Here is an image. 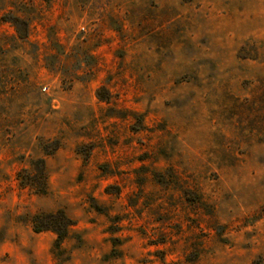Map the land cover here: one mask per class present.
Returning <instances> with one entry per match:
<instances>
[{
    "label": "rangeland",
    "instance_id": "rangeland-1",
    "mask_svg": "<svg viewBox=\"0 0 264 264\" xmlns=\"http://www.w3.org/2000/svg\"><path fill=\"white\" fill-rule=\"evenodd\" d=\"M0 264H264V0H0Z\"/></svg>",
    "mask_w": 264,
    "mask_h": 264
},
{
    "label": "trees",
    "instance_id": "trees-1",
    "mask_svg": "<svg viewBox=\"0 0 264 264\" xmlns=\"http://www.w3.org/2000/svg\"><path fill=\"white\" fill-rule=\"evenodd\" d=\"M5 22L11 24L16 32V38L26 40L29 35V26L18 17H10ZM59 149L57 145L52 150L43 148L45 156L52 155ZM19 184L23 188L32 190L35 194L45 195L48 191L47 170L44 158L31 162L30 169H22L17 174ZM31 225L35 233L51 232L56 236L54 242L55 250L61 248L64 240L68 238L70 229L74 226V221L66 214L64 210L54 213H40L31 218Z\"/></svg>",
    "mask_w": 264,
    "mask_h": 264
}]
</instances>
